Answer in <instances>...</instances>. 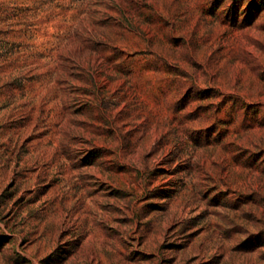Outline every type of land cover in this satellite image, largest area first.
<instances>
[{"label": "rangeland", "instance_id": "obj_1", "mask_svg": "<svg viewBox=\"0 0 264 264\" xmlns=\"http://www.w3.org/2000/svg\"><path fill=\"white\" fill-rule=\"evenodd\" d=\"M0 264H264V0H0Z\"/></svg>", "mask_w": 264, "mask_h": 264}]
</instances>
